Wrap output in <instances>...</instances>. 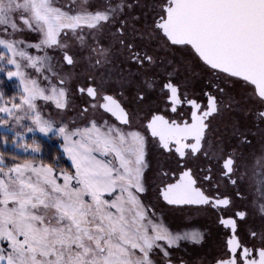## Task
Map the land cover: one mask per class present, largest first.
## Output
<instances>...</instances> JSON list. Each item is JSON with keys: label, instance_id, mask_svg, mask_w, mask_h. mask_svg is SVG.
<instances>
[{"label": "snow or ice", "instance_id": "snow-or-ice-1", "mask_svg": "<svg viewBox=\"0 0 264 264\" xmlns=\"http://www.w3.org/2000/svg\"><path fill=\"white\" fill-rule=\"evenodd\" d=\"M0 264H264V0H0Z\"/></svg>", "mask_w": 264, "mask_h": 264}, {"label": "trees", "instance_id": "trees-1", "mask_svg": "<svg viewBox=\"0 0 264 264\" xmlns=\"http://www.w3.org/2000/svg\"><path fill=\"white\" fill-rule=\"evenodd\" d=\"M11 91V89H9ZM40 138V137H38ZM42 142L45 143V146L52 152H55V149L58 147V144L55 140L48 141L46 138H40Z\"/></svg>", "mask_w": 264, "mask_h": 264}, {"label": "clouds", "instance_id": "clouds-1", "mask_svg": "<svg viewBox=\"0 0 264 264\" xmlns=\"http://www.w3.org/2000/svg\"><path fill=\"white\" fill-rule=\"evenodd\" d=\"M29 147L35 150H42V145L40 144L29 145Z\"/></svg>", "mask_w": 264, "mask_h": 264}]
</instances>
